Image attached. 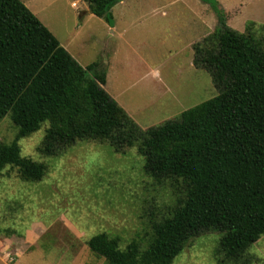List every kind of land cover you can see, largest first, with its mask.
<instances>
[{"label": "trees", "instance_id": "16d2710c", "mask_svg": "<svg viewBox=\"0 0 264 264\" xmlns=\"http://www.w3.org/2000/svg\"><path fill=\"white\" fill-rule=\"evenodd\" d=\"M120 1L86 0L109 24ZM202 1L218 26L193 45V65L210 74L218 93L143 130L103 88L101 61L81 66L21 0H0V119L9 114L17 128L10 143L0 140V175L10 166L21 180L42 179L46 165L22 156L18 140L48 122L38 148L44 156L80 140L117 152L136 146L145 174L181 189L144 238L121 246L101 232L88 240L108 264H172L192 237L210 230L221 233L218 264H251L247 251L264 234L263 41L253 21L237 31L213 0Z\"/></svg>", "mask_w": 264, "mask_h": 264}, {"label": "rangeland", "instance_id": "374dc122", "mask_svg": "<svg viewBox=\"0 0 264 264\" xmlns=\"http://www.w3.org/2000/svg\"><path fill=\"white\" fill-rule=\"evenodd\" d=\"M21 1L77 62H96L106 54V63L100 60L107 79L103 88L143 130L177 120L218 93L210 74L190 64L193 45L209 34L195 36L184 4L210 11L211 33L218 26L213 8L202 0L118 2L109 25L124 29L120 36L119 30L111 35L103 18L81 13L88 10L86 0ZM213 1L228 27L242 32L253 21L254 36L264 46V0ZM161 4L166 16L152 13ZM47 127L45 122L18 140L22 156L46 165L42 179L21 180L10 166L0 175V264H108L89 249L93 235L118 237L121 246L144 238L151 219L181 196V189L145 174L136 146L117 152L106 142L80 140L60 156H44L38 148ZM16 133L6 114L0 140L10 143ZM220 236L210 230L192 237L172 264H218ZM247 252L251 264H264V234Z\"/></svg>", "mask_w": 264, "mask_h": 264}, {"label": "crops", "instance_id": "0c3cea01", "mask_svg": "<svg viewBox=\"0 0 264 264\" xmlns=\"http://www.w3.org/2000/svg\"><path fill=\"white\" fill-rule=\"evenodd\" d=\"M124 1L125 0H121L119 4H124ZM184 5L190 11L191 18H189L187 24L191 27V29L193 31H195V36L198 37V35H199V37H200L202 34L203 35L210 34L211 33V13H210V11L208 9L203 8V9H201V11L196 10V12H195L194 9L190 5H188V4H184ZM71 6H75L73 4V2L71 3ZM152 10H153L152 13H157V14H159L161 16H166L167 15V10H166V5L165 4L164 5L161 4L158 7H154ZM81 13L92 14V13L89 12V10H85V9L82 10ZM112 17H113V15H112ZM108 28H110L111 35L115 34L119 30V28L117 26H115V25L110 26L109 23H108ZM124 31H125L124 29H120L119 32H118V36L122 35L124 33ZM200 31L202 32L201 34H200ZM192 40H190V45L188 44L189 46L192 45V42H191ZM64 47L66 48V50H68V48L66 46H64ZM105 48H107V44L104 45V49ZM105 51H107V50H105ZM77 60H80V58L79 59L77 58ZM100 60L101 61L103 60L106 63L107 59H106V54L105 53L103 54V59H99V61ZM78 63L81 64L80 62H78ZM90 63L91 62H89L88 64H90ZM88 64H81V65L84 67V66H86ZM190 64L193 67L192 58H191ZM106 81H107V79H106Z\"/></svg>", "mask_w": 264, "mask_h": 264}]
</instances>
